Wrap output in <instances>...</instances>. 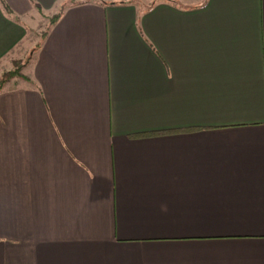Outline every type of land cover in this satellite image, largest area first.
Here are the masks:
<instances>
[{
  "label": "crops",
  "instance_id": "crops-1",
  "mask_svg": "<svg viewBox=\"0 0 264 264\" xmlns=\"http://www.w3.org/2000/svg\"><path fill=\"white\" fill-rule=\"evenodd\" d=\"M72 1L0 0V264H264V0Z\"/></svg>",
  "mask_w": 264,
  "mask_h": 264
},
{
  "label": "rangeland",
  "instance_id": "rangeland-1",
  "mask_svg": "<svg viewBox=\"0 0 264 264\" xmlns=\"http://www.w3.org/2000/svg\"><path fill=\"white\" fill-rule=\"evenodd\" d=\"M82 1L83 0H73L69 4H74L73 2L79 3ZM38 14L39 16H35V19L28 17L24 19V21L28 23L31 30L28 31L29 33L27 34L26 40L23 44H21L19 48H17V51H15L13 56L9 57V59H6V61L0 64V80L8 79V72L22 66L24 68L22 73L26 76H29L31 68L35 61L36 53L41 46L42 40L44 39V35L50 30L53 18L57 16H46L44 15V13ZM22 82L23 80H21L20 78H16L9 83V87L13 86V84L19 85V83Z\"/></svg>",
  "mask_w": 264,
  "mask_h": 264
},
{
  "label": "trees",
  "instance_id": "trees-1",
  "mask_svg": "<svg viewBox=\"0 0 264 264\" xmlns=\"http://www.w3.org/2000/svg\"><path fill=\"white\" fill-rule=\"evenodd\" d=\"M4 6V5H3ZM6 8V7H5ZM8 8H6V10H7ZM59 18H60V15H57L56 17H54L53 18V20H52V24H51V27H50V30H51V28H53L54 27V25L57 23V21L59 20ZM49 30V31H50ZM48 31V32H49ZM48 32H46L45 33V35H44V38L48 35ZM39 49H40V47H39ZM23 66L22 67H19V68H16V69H14L13 71H10V72H8L7 73V77H8V79H1L0 80V92L6 87V86H8L9 85V83L11 82V81H13V80H15L16 78H22L23 80L25 79V80H27L28 78L22 73L23 72Z\"/></svg>",
  "mask_w": 264,
  "mask_h": 264
}]
</instances>
